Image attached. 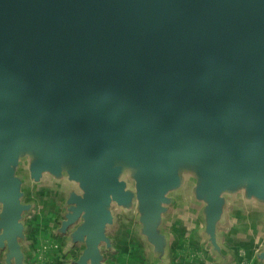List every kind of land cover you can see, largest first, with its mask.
I'll return each instance as SVG.
<instances>
[{
  "label": "water",
  "instance_id": "95a60500",
  "mask_svg": "<svg viewBox=\"0 0 264 264\" xmlns=\"http://www.w3.org/2000/svg\"><path fill=\"white\" fill-rule=\"evenodd\" d=\"M23 160L82 190L65 217L86 254L113 205L153 234L182 171L214 238L228 187L264 200V0H0V250L21 256Z\"/></svg>",
  "mask_w": 264,
  "mask_h": 264
},
{
  "label": "crops",
  "instance_id": "0c3cea01",
  "mask_svg": "<svg viewBox=\"0 0 264 264\" xmlns=\"http://www.w3.org/2000/svg\"><path fill=\"white\" fill-rule=\"evenodd\" d=\"M18 175L24 180L22 203L30 208L20 221L23 235L15 240L23 256L9 252L5 245L0 264H264V200L246 188L232 186L222 193L213 238L206 217L208 201L196 190L198 177L182 171L180 184L166 195L153 234L141 222L137 203L113 205V223L106 228V240L96 257L86 254L75 234L79 224L65 217L68 194H82L78 185L66 179L58 182L50 175L35 183L26 160Z\"/></svg>",
  "mask_w": 264,
  "mask_h": 264
},
{
  "label": "rangeland",
  "instance_id": "374dc122",
  "mask_svg": "<svg viewBox=\"0 0 264 264\" xmlns=\"http://www.w3.org/2000/svg\"><path fill=\"white\" fill-rule=\"evenodd\" d=\"M192 148H194V147H192ZM192 152H196V149L193 150ZM129 157L130 156H127V155L124 156L123 159H121V161L118 162L119 165H117V166L119 169L124 168L125 174L122 175V178L124 180L129 181V182H132V178L134 176V170H132V166L130 165V161H129L130 158ZM193 163H194L193 161L190 163V165H191L190 169H194Z\"/></svg>",
  "mask_w": 264,
  "mask_h": 264
}]
</instances>
